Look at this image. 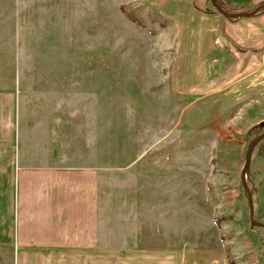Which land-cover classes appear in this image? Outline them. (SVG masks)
Segmentation results:
<instances>
[{
  "label": "rangeland",
  "instance_id": "1",
  "mask_svg": "<svg viewBox=\"0 0 264 264\" xmlns=\"http://www.w3.org/2000/svg\"><path fill=\"white\" fill-rule=\"evenodd\" d=\"M167 6L163 0H21L23 78L36 88L45 72L33 66L47 65H60L62 78L77 77L78 96L85 95L93 109L99 159L106 155L111 164H128L150 147H172L173 171L159 165L154 175H173L164 191L184 195L178 208L189 212L183 233L189 264H264V228L251 225L242 184L249 142L264 133V81L217 88V73L201 72L198 57L185 53L178 28L182 17L180 25L172 24V15L177 17ZM202 27L209 38L217 32V25ZM261 139L243 177L254 219L264 222ZM182 149L187 159L181 158ZM150 166L141 167L143 175ZM174 229V238H180Z\"/></svg>",
  "mask_w": 264,
  "mask_h": 264
},
{
  "label": "crops",
  "instance_id": "2",
  "mask_svg": "<svg viewBox=\"0 0 264 264\" xmlns=\"http://www.w3.org/2000/svg\"><path fill=\"white\" fill-rule=\"evenodd\" d=\"M263 2L217 0L246 11ZM163 4L177 17L170 13L172 24L182 17L181 45L201 72L217 73V88L264 81V9L240 20L212 11L207 0ZM20 7L21 0H0V264H189V212L178 208L184 195L164 191L173 175H154L160 166L173 171L172 147H150L128 164L95 157L93 109L78 96L77 77L62 78L60 65L33 66L45 73L36 88L27 86ZM208 24L217 25L210 38Z\"/></svg>",
  "mask_w": 264,
  "mask_h": 264
},
{
  "label": "water",
  "instance_id": "3",
  "mask_svg": "<svg viewBox=\"0 0 264 264\" xmlns=\"http://www.w3.org/2000/svg\"><path fill=\"white\" fill-rule=\"evenodd\" d=\"M212 6L214 7V9L221 13L222 15L226 16V17H231V18H235V19H240V20H244L247 18H250L252 16H254L257 11H259L260 9L264 8V2L258 4L257 6H255L250 12H230V11H226L223 8L219 7L218 3L216 0H210ZM264 138V133L257 135L256 137H254L248 145V151H247V157H246V161L242 170V184L245 187L246 191H247V199H248V207H249V220L251 225H255L257 227H262L264 228V222H259L256 221L254 219V203H253V198H252V193L250 188L248 187L247 183L244 180L243 174L245 173L246 169L249 166V163L251 161L252 158V149H253V145L255 144L256 140Z\"/></svg>",
  "mask_w": 264,
  "mask_h": 264
},
{
  "label": "trees",
  "instance_id": "4",
  "mask_svg": "<svg viewBox=\"0 0 264 264\" xmlns=\"http://www.w3.org/2000/svg\"><path fill=\"white\" fill-rule=\"evenodd\" d=\"M222 7L225 8L226 11H237V10H243L241 7H230L228 6L227 4H224ZM262 126H260L261 128ZM257 128H258V125H257ZM254 130H257V129H254ZM253 133V131H251ZM258 153L260 156H264V138L261 139L260 143H259V150H258ZM231 264V262H230Z\"/></svg>",
  "mask_w": 264,
  "mask_h": 264
}]
</instances>
